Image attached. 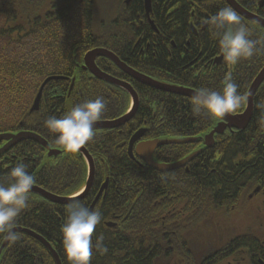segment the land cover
Returning a JSON list of instances; mask_svg holds the SVG:
<instances>
[{
  "label": "trees",
  "instance_id": "1",
  "mask_svg": "<svg viewBox=\"0 0 264 264\" xmlns=\"http://www.w3.org/2000/svg\"><path fill=\"white\" fill-rule=\"evenodd\" d=\"M234 1L264 19V5L259 9L257 0ZM160 5L161 10L153 9L151 18L162 30V36L171 37V31L180 36L189 34L193 53L201 51L207 60L222 54L217 30L206 21L228 7L224 0L193 4L187 0H167ZM110 6L106 0H0V134L32 132L50 148L64 150L56 142L58 134L44 124L49 117L61 118L75 105L97 97L106 103L99 121L113 120L127 112L130 99L125 91L91 77L79 67L84 54L94 48L112 52L131 67L123 60L119 45L123 38L132 37V31L123 26L120 10ZM74 16L79 17L80 31L69 39L63 31ZM241 19L251 29V39L264 38L263 28ZM203 21L205 30L193 37L189 26ZM95 63L101 71L129 82L139 104L127 124L115 130L95 131L93 140L84 146L95 164L94 189L105 178L109 184L105 196L93 209L99 210L103 219L92 237L93 245L102 240L107 252L100 254L94 247L91 264H171L174 255L179 257L180 264H258V260L264 264V248L257 249L255 243L259 237L239 235L231 227V215L246 201V194L254 184L264 182V110L256 106L264 102V81L254 95L252 117L245 130L217 136L212 148L187 165V173L181 169L165 174V182L173 175L176 181V210L168 213V197L159 201L157 195V173L127 156V141L141 128L147 129L145 139L199 138L209 132L216 120L206 111L193 114L192 100L186 97L130 80L107 59L98 58ZM263 66L264 52L236 65L223 59L220 66L196 78L181 74L180 69L171 74L170 67L163 64L164 73L159 76L150 66L138 69L153 80L173 86L217 92L222 90L225 78L231 76L238 91L244 94ZM49 76L64 79L49 82L43 88L38 111L30 112L41 82ZM0 143L1 147L4 142ZM122 143L125 145L119 147ZM197 143L160 148L154 158L166 163L178 161L191 153ZM0 161V184L7 186L11 182V168L3 170L4 167L22 163L35 177L34 186L54 196L74 195L87 176L86 164L78 153L64 151L61 157L47 158L46 152L30 141L14 147ZM90 200L91 196L59 206L29 194L30 206L17 218L16 227L43 238L61 264H68L61 226L69 208L77 203L87 206ZM159 209L165 213H159ZM105 223L116 225L108 228ZM2 241L0 238V244ZM185 247H189V260L184 258ZM0 264L54 263L38 241L20 234L19 240L0 253Z\"/></svg>",
  "mask_w": 264,
  "mask_h": 264
},
{
  "label": "clouds",
  "instance_id": "2",
  "mask_svg": "<svg viewBox=\"0 0 264 264\" xmlns=\"http://www.w3.org/2000/svg\"><path fill=\"white\" fill-rule=\"evenodd\" d=\"M217 30L220 52L223 59L230 65L242 60H250L264 52V38L251 39V29L242 22L241 16L231 7L219 10L206 21ZM222 30V31H221ZM250 93L241 94L238 85L227 76L221 91L198 88L193 94V114L206 111L215 120H224L227 116L240 113L248 103ZM264 110V102L256 105ZM106 103L102 97L77 104L63 117H49L45 126L57 133L56 142L69 153H78L82 147L93 140L94 126L102 119ZM11 182L0 184V238L9 244L20 239L15 231L16 221L20 214L29 208V194L36 183L26 166L17 163L10 170ZM102 213L91 210L77 203L67 211L65 222L61 226L63 253L68 264H91L93 248L105 254L107 248L102 240L93 245V233L102 222Z\"/></svg>",
  "mask_w": 264,
  "mask_h": 264
},
{
  "label": "flooded vegetation",
  "instance_id": "3",
  "mask_svg": "<svg viewBox=\"0 0 264 264\" xmlns=\"http://www.w3.org/2000/svg\"><path fill=\"white\" fill-rule=\"evenodd\" d=\"M106 1L107 2L109 1L111 3L110 7L113 8L114 10L115 9L120 10V13L122 14L121 20L123 22V26L125 27V29L132 31V37L123 38L120 42V45H119V49H120V52L123 56V60L129 62L131 64V67L129 65H127L124 61H122L118 56H116L115 54H113L111 52L113 55H115L122 63H124L129 68H131V69H133V70H135L141 74L142 72H140L138 67L141 66V67L146 68V66H150L155 71V74L157 71V74L159 76L160 74L164 73L162 71L163 68H161V66L163 64L167 68L170 67V68H168V70H169V72H171V74L177 72V70L180 69L181 74L186 75L188 77L196 78L200 75H205L207 72H211V70L213 68L220 66L223 58L221 59V62L218 65H214L213 62L217 57H219L222 54L216 56L215 58H213L211 60H207V56L204 55L201 51H199L196 54L193 53L192 39H191L189 34L184 35V36H180L175 31H171L172 35L169 38H166L160 34L162 32V30H160V28L158 29L155 26L154 21L151 18V13H152L153 9L155 11L157 9L161 10L160 2L161 1H167V0H150V10L148 13H146L145 0H106ZM187 1L190 2L191 4H193V2H202L205 0H200V1L187 0ZM263 5H264V0H263ZM174 7H176V6H174ZM138 12H140V13L143 12V13L140 14ZM189 29L191 31L192 36L197 37L199 32H202L205 30V22L203 21V22H201L195 26L190 25ZM94 49H102V48H94ZM91 50H93V49H91ZM103 50H105V49H103ZM106 51H108V50H106ZM98 58H102V57H98ZM103 59H106V58H103ZM82 65H83V58H82V64L80 65V67ZM95 65H96V63H95ZM86 72L89 73L88 71H86ZM101 72H103V71H101ZM103 73H105V72H103ZM105 74H107V73H105ZM107 75H109V74H107ZM124 75L127 76L126 74H124ZM142 75H144V74H142ZM90 76H91V74H90ZM109 76H111V75H109ZM57 77H59V76H57ZM111 77H113V76H111ZM46 78H48V77H46ZM113 78H115V77H113ZM128 78L130 80H133L130 77H128ZM116 79H118V78H116ZM118 80H120V79H118ZM53 81H57V80H53ZM120 81L129 83V82L124 81V80H120ZM133 81H135V80H133ZM155 81H157V80H155ZM157 82L163 83V80H159ZM136 83H138V82H136ZM163 84L171 85L169 83H165V81ZM188 89L196 91L192 88H188ZM41 96H42V94H41ZM188 99H190V98H188ZM40 100H41V98H40ZM190 100H192V99H190ZM39 104H40V102H39ZM101 121H103V120H101ZM221 121L222 120H216L213 127L209 130V132L215 127V125L217 123H219ZM141 129H145V132H144L142 138L139 141L134 143L133 150L135 149V146L138 143L144 142V141H149V140H154V139H187V138L189 139V138H191V137H162L161 136V137H155L153 139H145L144 135H145L147 129L146 128H141ZM141 129H139V130H141ZM111 130H115V129H111ZM238 131L239 130H236V129H231V130L225 129V131L222 135H224L226 132L234 133V132H238ZM208 133L204 134L203 136H201L199 138H198V136L193 137L195 139V141L192 143H196V142H199V143H197V147L191 153L201 150L200 154L197 155L196 157H194V159L198 158L204 150L208 149L207 147H205V145L203 143V138ZM222 135H217V134L214 135V137H213L214 143H213L212 147L215 145V142H216L215 138L217 136H222ZM129 140L127 141L126 146H125L126 153H127ZM22 142H25V141H22ZM22 142L18 143L17 145L13 146L7 152L0 155V158L3 157L5 154L9 153L14 147L18 146ZM30 142H32V141H30ZM192 143L169 144V145L160 146L153 153V161L159 165H167V164H172V163L178 162V161L182 160L183 158H185L186 156L190 155L191 153H189L188 155H186L185 157H183L182 159H180L178 161H175L172 163H166L164 161L158 160L157 158H154L155 152L158 149L166 147V146H181V145H188V144H192ZM124 145L125 144L122 143L119 145V147H123ZM212 147H209V148H212ZM83 148L85 149V147H83ZM59 151H61V153L58 156L61 157L65 150H59ZM85 151L87 152L86 149H85ZM78 155L80 157H82V159L84 160V163L86 164V167H87V163H86L84 157L80 154V152H78ZM88 155H89V153H88ZM127 156H128V154H127ZM91 159H92V157H91ZM92 161H93V159H92ZM132 161L137 162V164H139L142 167H147L138 158H135V160H132ZM192 161H190L189 163H191ZM189 163H187L186 165H184V166H182L176 170L184 169V171L187 173L188 172L187 165ZM0 164H1V161H0ZM16 164H15V166H16ZM93 166H94V172H95L94 161H93ZM10 168H12V167H4L3 170H9ZM147 168H149V167H147ZM150 169H152V168H150ZM152 170H154L157 173V176H156L154 183H155V186L157 189V195L160 196V197H158L159 201H163L166 197H168V201H169L168 206L170 207V209H168V213L169 212L175 213L176 208L174 207L173 201L175 199L174 185L176 184V181L174 179V175L170 179H168L167 182H165L163 180V178L165 177V174H167L168 172H159L155 169H152ZM176 170L169 171V172H174ZM161 178H162V180H161ZM93 181H94V177H93ZM93 181L91 183L89 190L84 195V197L81 200L76 201V202L83 201L86 198L91 196V200L87 205L88 208L90 207L91 203L93 202V200L97 196L101 186L105 183V181H106V187L102 191L98 201L100 200V198L105 196V193L107 192L108 185H109L108 184V178H105L104 181L94 189V182ZM85 184H86V179H85V183H84L83 187L85 186ZM30 194H32V193H30ZM75 194H77V193H75ZM71 196H73V195H71ZM71 196H68V197H71ZM59 197H66V196H59ZM43 200H45V199H43ZM245 200L246 201H244L243 204H241L240 206L237 207V209L235 210L236 212L233 215H231V218L234 221L233 223H231V227L239 235H245V236L249 235L251 237H255V235H257L259 237L257 240H255V243L257 244V249H263L264 248V182L254 184V186L251 188V190L246 194ZM45 201H47V200H45ZM159 201H158V203H160ZM59 206H65V205L59 204ZM163 210L159 209V213H162V212L165 213V211H163ZM171 216H173V214ZM163 218H164V216L163 217L161 216V219H163ZM59 221H60V217H59ZM106 224L107 223H105V226H106ZM15 228H18V227H15ZM108 228H110V227H108ZM175 248L181 249V246H176ZM249 249L250 248H246V250H249ZM185 250H186V252H185L184 258L186 260H189V256H190L189 247H185ZM175 257L176 256L174 255L175 260H173V262L171 264H180L181 260L179 259V257L178 258L176 257L177 259ZM230 264H239V262L230 263ZM258 264H263V262L258 260Z\"/></svg>",
  "mask_w": 264,
  "mask_h": 264
},
{
  "label": "water",
  "instance_id": "4",
  "mask_svg": "<svg viewBox=\"0 0 264 264\" xmlns=\"http://www.w3.org/2000/svg\"><path fill=\"white\" fill-rule=\"evenodd\" d=\"M194 1H200V0H194ZM226 4L228 7H231L234 9L240 16L241 18L254 23L261 28L264 29V19L259 17L258 15H255L253 13H250L243 9L239 4H237L234 0H225ZM257 7L260 9L263 6V0H257L256 1ZM145 8H146V13L149 12L150 10V0H145ZM98 57L106 58L110 60L119 70H121L124 74H126L128 77L131 79L135 80L136 82L149 87L151 89L169 93V94H174L186 98L193 99V94L195 91L190 90L188 88H182L178 86H173V85H168V84H163L160 82H157L155 80H152L151 78L144 76L137 71L129 68L126 66L124 63H122L115 55H113L111 52L103 50V49H93L88 51L84 57H83V65L80 67L82 71H88L92 77L104 81L114 87L120 88L123 91H125L131 99V105L128 109V111L121 117L113 119V120H103V121H97L95 126H94V131L97 130H111V129H118L122 126H124L126 123H128L132 117L135 115V112L137 110L139 101H138V96L136 92L133 90L131 85L129 83L120 81L116 78H113L103 72H101L95 65V60ZM223 58L222 55L217 57L213 64L218 65L221 62V59ZM63 79L62 77H57V76H50L46 78L34 100L32 103V106L30 108V112H37L39 109V102L42 94V90L44 86L49 83L50 81L53 80H60ZM75 79L73 78L69 87V93L71 92L73 85H74ZM264 81V66L263 68L258 72L256 77L253 79L251 82L247 93H250L249 101L245 105V108L242 113L236 114V115H230L227 116L226 119L222 120L221 122L217 123L215 127L203 138V143L205 147L209 148L212 147L214 140L213 137L215 134L217 135H222L225 131V129H236L239 131H243L246 129L248 126L252 113H253V98ZM145 132V129H141L134 133L132 137L129 140L128 143V148H127V154L131 160H135V158H138L140 161H142L147 167L155 169L159 172H169L176 170L190 161L194 159L197 155L200 154L201 150L196 151L191 153L190 155L186 156L182 160L172 163V164H167V165H159L153 161V153L154 151L163 145H169V144H187V143H192L195 141L194 138H187V139H154V140H149V141H144L140 142L135 146V149L133 150V145L135 142L139 141L143 134ZM22 141H32L36 144H38L43 150L46 151V157L47 158H55L57 157L61 151L51 149L48 145V143L41 138L39 135L34 134L32 132H18L16 134H11V133H1L0 134V142H4V144L0 147V155L3 153L7 152L10 150L13 146L17 145L18 143ZM80 154L84 157L86 163H87V179H86V184L81 190L80 193L76 194L75 196L71 197H59V196H54L41 188L34 186L32 187V190L30 193L36 194L37 196L47 200L48 202L56 205H68L70 203H74L78 200H81L84 195L87 193L89 190L91 183L93 181L94 177V166H93V161L91 157L88 155V153L85 151V149L82 147L80 149ZM107 181V180H106ZM106 181L105 183L101 186L97 196L91 203L89 209L93 210L96 202L98 201L102 191L106 187ZM116 224H111L107 223V227H114ZM15 231L19 234H25L34 240L38 241L43 247L48 251L50 254L54 264H60L59 258L57 254L54 252V250L51 248V246L41 237L38 235L34 234L33 232L21 228H15ZM6 241L3 240V243L0 247V253L5 249V247L8 245Z\"/></svg>",
  "mask_w": 264,
  "mask_h": 264
},
{
  "label": "rangeland",
  "instance_id": "5",
  "mask_svg": "<svg viewBox=\"0 0 264 264\" xmlns=\"http://www.w3.org/2000/svg\"><path fill=\"white\" fill-rule=\"evenodd\" d=\"M78 20H79V17L78 16H74V18L72 19L71 23L66 27V31H63V32L68 33L69 39H72L70 37H73L75 34H78L79 31H80V28L78 27V24H79Z\"/></svg>",
  "mask_w": 264,
  "mask_h": 264
},
{
  "label": "bare ground",
  "instance_id": "6",
  "mask_svg": "<svg viewBox=\"0 0 264 264\" xmlns=\"http://www.w3.org/2000/svg\"><path fill=\"white\" fill-rule=\"evenodd\" d=\"M49 203H50V202H49ZM50 204H52V203H50ZM53 205H56V204H53ZM21 229H23V228H21ZM25 230H27V229H25ZM29 231H30V230H29ZM34 234H35V233H34ZM39 237H40V236H39ZM42 239H43V238H42ZM2 243H3V241H2ZM2 243L0 244V247H1ZM7 246H8V245H7ZM7 246H6V247H7ZM42 246H43V245H42ZM6 247H5V248H6ZM51 248H52V247H51ZM52 249H53V248H52ZM54 252H55V251H54ZM55 253H56V252H55ZM51 259H52V258H51ZM52 261H53V260H52ZM53 263H54V262H53ZM60 264H61V262H60Z\"/></svg>",
  "mask_w": 264,
  "mask_h": 264
}]
</instances>
